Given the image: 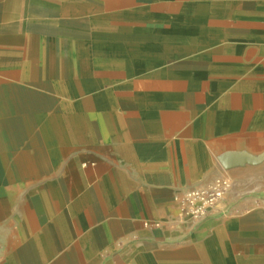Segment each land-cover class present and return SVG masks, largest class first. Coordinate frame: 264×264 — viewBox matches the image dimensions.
Listing matches in <instances>:
<instances>
[{
	"label": "crops",
	"instance_id": "obj_1",
	"mask_svg": "<svg viewBox=\"0 0 264 264\" xmlns=\"http://www.w3.org/2000/svg\"><path fill=\"white\" fill-rule=\"evenodd\" d=\"M0 264H264V0H0Z\"/></svg>",
	"mask_w": 264,
	"mask_h": 264
},
{
	"label": "built area",
	"instance_id": "obj_2",
	"mask_svg": "<svg viewBox=\"0 0 264 264\" xmlns=\"http://www.w3.org/2000/svg\"><path fill=\"white\" fill-rule=\"evenodd\" d=\"M233 187L231 180L218 178L210 185L188 191L183 199L182 216L200 224L208 218L218 215H227L228 211L220 213L219 207L226 200ZM160 227V223H151Z\"/></svg>",
	"mask_w": 264,
	"mask_h": 264
},
{
	"label": "bare ground",
	"instance_id": "obj_3",
	"mask_svg": "<svg viewBox=\"0 0 264 264\" xmlns=\"http://www.w3.org/2000/svg\"><path fill=\"white\" fill-rule=\"evenodd\" d=\"M55 124L57 125L58 124V120H55ZM71 124V123H70ZM72 125V124H71Z\"/></svg>",
	"mask_w": 264,
	"mask_h": 264
}]
</instances>
